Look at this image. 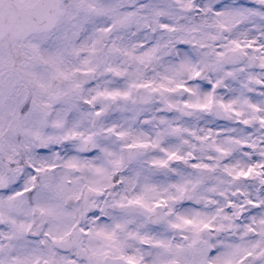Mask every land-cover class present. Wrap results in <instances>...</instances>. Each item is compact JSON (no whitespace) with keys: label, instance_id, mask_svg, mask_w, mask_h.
I'll return each mask as SVG.
<instances>
[{"label":"snow or ice","instance_id":"snow-or-ice-1","mask_svg":"<svg viewBox=\"0 0 264 264\" xmlns=\"http://www.w3.org/2000/svg\"><path fill=\"white\" fill-rule=\"evenodd\" d=\"M0 264H264V0H0Z\"/></svg>","mask_w":264,"mask_h":264}]
</instances>
